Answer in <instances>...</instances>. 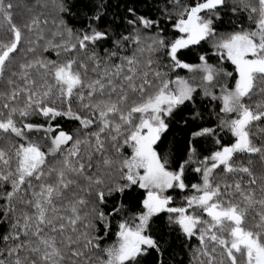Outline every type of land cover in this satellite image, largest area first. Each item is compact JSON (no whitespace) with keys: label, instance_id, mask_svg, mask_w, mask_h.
<instances>
[{"label":"snow or ice","instance_id":"6c2138e0","mask_svg":"<svg viewBox=\"0 0 264 264\" xmlns=\"http://www.w3.org/2000/svg\"><path fill=\"white\" fill-rule=\"evenodd\" d=\"M107 9L0 0V264H264V0Z\"/></svg>","mask_w":264,"mask_h":264},{"label":"trees","instance_id":"16d2710c","mask_svg":"<svg viewBox=\"0 0 264 264\" xmlns=\"http://www.w3.org/2000/svg\"><path fill=\"white\" fill-rule=\"evenodd\" d=\"M14 2L19 3L20 5H34L36 3V0H14ZM43 2V0H41ZM105 2L108 5V15L104 17V26L106 27L109 23L113 22V16H115V24L114 27L119 32L121 30L125 29V17L127 16L126 8L127 7H135L137 9L138 15H144L149 16L151 18H155L159 13L156 11L157 8H162L165 4L168 3V0H105ZM23 11V8L17 9V19L20 18L19 13ZM131 18V17H128ZM87 23V20L85 19L82 23L79 22H71V26L74 28H81L84 26V24ZM110 46V42L108 44H105L104 47ZM49 58L55 59V55L51 54ZM227 70L231 71L232 67L229 64L227 66ZM184 72H181L182 74ZM200 93L197 94V100L200 101ZM202 106H206L209 110L212 108V104H209L208 101L205 99L203 101ZM76 126L75 122H67L66 128L71 129ZM183 134L180 133L177 129L173 128L171 131H169L164 139V144L162 147L167 149L174 140V137L176 140H180L182 138ZM257 167L259 168V163L257 164ZM198 181V177H194L193 175H189L188 182L189 183H195ZM173 194V193H169ZM182 200L181 196L176 197V204L174 206H179L180 202ZM164 221H167V213L162 214ZM117 221L113 220V234L111 236V239H107L106 243H111L115 237H114V231H115V225ZM164 240L167 241V249L168 254L166 255V260L169 261V264L174 260L177 262V264H194L192 260L191 255V248H194L197 246L198 241L193 238L191 241H186L185 238L178 237V233L176 232H170L167 227H165L164 232Z\"/></svg>","mask_w":264,"mask_h":264},{"label":"rangeland","instance_id":"374dc122","mask_svg":"<svg viewBox=\"0 0 264 264\" xmlns=\"http://www.w3.org/2000/svg\"><path fill=\"white\" fill-rule=\"evenodd\" d=\"M212 62H215V61H212ZM181 75H186V73L184 72V73H182ZM217 92H218V89H217Z\"/></svg>","mask_w":264,"mask_h":264}]
</instances>
